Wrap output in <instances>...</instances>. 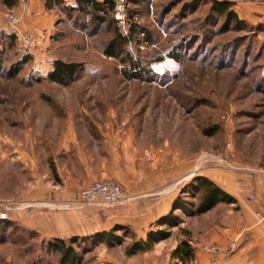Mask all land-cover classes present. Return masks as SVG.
Segmentation results:
<instances>
[{"label": "rangeland", "instance_id": "374dc122", "mask_svg": "<svg viewBox=\"0 0 264 264\" xmlns=\"http://www.w3.org/2000/svg\"><path fill=\"white\" fill-rule=\"evenodd\" d=\"M97 1L96 12L78 11L76 0L51 8L46 0H19L14 8L0 1L3 179L25 171L20 153L40 171L71 177L74 193L60 204L61 215L82 210L75 202L90 183L88 162L103 158L104 165L139 161L153 170L182 164L183 180L191 178L177 198L190 212L198 204L188 186L194 174L219 173L243 197L264 193V0H112L113 10L108 0ZM214 2L230 3L244 24L218 16ZM11 16L19 19L16 28L7 25ZM118 34L125 43L114 42ZM57 60L81 65L74 82L47 80ZM101 181L128 193V180ZM96 205L103 213L113 208ZM14 212L13 204L0 203V264H61L49 250L58 235L76 252L70 264H176L171 243L194 217L173 205V224L157 220L149 228L169 233L157 243L166 246L128 256L137 235L121 226L110 231L124 242L110 245L77 233L74 223L47 236Z\"/></svg>", "mask_w": 264, "mask_h": 264}, {"label": "crops", "instance_id": "0c3cea01", "mask_svg": "<svg viewBox=\"0 0 264 264\" xmlns=\"http://www.w3.org/2000/svg\"><path fill=\"white\" fill-rule=\"evenodd\" d=\"M20 155V160L25 162L26 172L22 169L23 171L13 173L6 180L3 179L6 177L5 173L0 174V203L13 204L16 217L29 226L40 229L47 236L68 231L74 223L79 231L82 230L77 233L83 236L108 233L111 228L121 226V229L136 233L137 239H145L151 225L165 217L173 208L180 185L189 182L191 178L189 176L183 180L182 164L153 170L152 167L145 166V162L139 161L128 164L107 160L104 165L103 158L100 162H88L87 180L90 183H86L87 186L104 179L118 182L128 180L125 187L135 198L134 201L128 207H107L105 213L97 210L96 206L99 205H95L76 208L82 210L74 215H61L60 204L69 201L66 199L73 196V179L56 172L54 168V171H40L34 160L29 161L28 157L26 159L24 153ZM199 175L223 185L222 189L237 200L239 209L234 210L226 204H219L203 215L190 217L191 221H186V225L182 226L183 233L171 243V253L178 244L188 240L194 249V260L187 264H264V219L259 221L256 216L257 212L264 209V193L253 189L243 197V194L234 191V184L219 173ZM165 181L169 183L159 188ZM29 210L32 212L31 216L27 215ZM56 239L65 238L58 235ZM231 240H237V249L227 258L214 256L203 249L206 245L225 248ZM164 244H157L155 249L161 245L166 246ZM172 259L176 264H183L178 259Z\"/></svg>", "mask_w": 264, "mask_h": 264}, {"label": "trees", "instance_id": "16d2710c", "mask_svg": "<svg viewBox=\"0 0 264 264\" xmlns=\"http://www.w3.org/2000/svg\"><path fill=\"white\" fill-rule=\"evenodd\" d=\"M1 3L8 8H14L19 3V0H0ZM53 2V3H52ZM55 2L58 0H46V5L48 8H51ZM109 9H114V4L112 0L107 1ZM76 7L78 11L86 10V7L91 11H99L101 10V3L97 0H76ZM213 11L216 12L218 16H227L230 19H235L236 24H244L237 19V15L235 11L232 9L230 3H219L214 2ZM214 12V13H215ZM93 19L100 20V17H95ZM101 22H105V19L101 18ZM116 44H121L126 42V37L121 34H118V38L114 41ZM114 56V55H109ZM136 65V64H135ZM81 65L77 63H66L60 60H57L53 63V69L48 73L47 80L51 82H56L58 84L68 85L74 82L79 73ZM189 188L192 190L195 196H198V204L194 206V210L190 212L182 205L181 199L178 197L174 201V206L182 211L185 214L193 215V216H200L203 215L210 210L214 209L219 204H236V199L225 192L222 188H220L216 183L212 180L207 178L203 175H196L192 182L188 184ZM190 212V213H188ZM169 215V214H168ZM161 218L157 225H171L173 224L176 219L173 216H168ZM170 218V219H169ZM175 220V221H173ZM177 224V223H175ZM125 233H129L128 229H121ZM100 236V240L105 242L106 244H113V242H117V244H122L124 242L123 238L117 236L113 231L103 234H98ZM126 236V235H125ZM169 237V233L163 231H149L145 239H135L129 245L126 254L128 256H132L135 254H141L149 252L153 249L154 245L159 243L160 241L165 240ZM75 239L72 243H75ZM49 250L51 252L57 253L60 256V263L61 264H70L76 257V252L72 245H67L64 240L57 239L49 243ZM171 257L174 259H178L183 264L190 263L194 260V249L190 245L188 240L182 241L178 246L172 251Z\"/></svg>", "mask_w": 264, "mask_h": 264}, {"label": "built area", "instance_id": "2783aa9c", "mask_svg": "<svg viewBox=\"0 0 264 264\" xmlns=\"http://www.w3.org/2000/svg\"><path fill=\"white\" fill-rule=\"evenodd\" d=\"M18 23L19 19L14 16H11L7 20V25L9 28H16ZM25 40L28 41L29 39H24V41ZM130 200L131 196L118 184L110 181H101L94 182L90 186L81 190L78 194V199L75 202V206L80 208L82 206L104 204L114 207L123 205ZM256 216L259 221L264 219V209L257 212ZM203 249L214 256H222L223 258H227L237 249V240L229 241L225 248H221L217 245H206L203 247Z\"/></svg>", "mask_w": 264, "mask_h": 264}]
</instances>
